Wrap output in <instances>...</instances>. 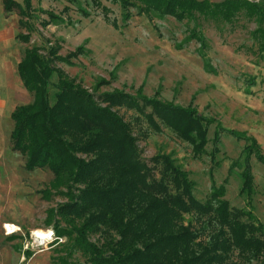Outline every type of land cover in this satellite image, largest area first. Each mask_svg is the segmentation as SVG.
<instances>
[{
	"label": "rangeland",
	"instance_id": "rangeland-1",
	"mask_svg": "<svg viewBox=\"0 0 264 264\" xmlns=\"http://www.w3.org/2000/svg\"><path fill=\"white\" fill-rule=\"evenodd\" d=\"M16 1L24 6L22 0ZM31 5L32 10L21 19L17 11L6 15L0 0V264H90L66 236L55 235L47 246L36 247L31 241L33 230L52 229L58 217L49 210L68 200L61 188V192L43 193L51 172L27 171L23 155L11 148L10 114L17 105L32 100L17 74V65L24 50L33 46L47 54L49 46L57 43L62 57L82 47L81 55L70 59L69 65L58 62L55 66L90 92L123 91L137 96L142 86L146 96L158 92L162 101L193 106L198 114L214 119L206 126L201 142L198 127H194L189 140L156 113L149 121L146 114L152 112L150 108L144 112L123 106L112 109L131 124L137 137L134 155L141 164L154 167L153 157L170 155L193 183L195 199L204 202L213 188L223 186V198L231 207L250 210L264 226V164L254 155L249 159L252 193L250 197L240 193L245 159L242 150L247 142L244 137L255 138L264 156V49L253 36L257 28L254 21L240 17L232 23L202 19L197 23L179 22L172 17L138 16L137 9L131 8L130 19L125 22L122 8L104 0L99 5L91 0H31ZM48 14L57 19H50ZM42 22L49 24L44 26ZM195 26L206 39L207 49L202 51L208 67L199 56V44L194 40L184 42ZM27 33V44L15 39L17 34ZM179 44L181 49H177ZM102 79L108 82L95 91ZM56 80L53 74L51 94ZM201 126L203 131L205 123ZM227 130L241 132L244 137L237 139ZM156 167L158 177L159 165ZM11 224L14 232L6 234L4 225ZM61 225L70 230L69 225ZM88 238L95 243L104 241L101 232Z\"/></svg>",
	"mask_w": 264,
	"mask_h": 264
},
{
	"label": "trees",
	"instance_id": "trees-1",
	"mask_svg": "<svg viewBox=\"0 0 264 264\" xmlns=\"http://www.w3.org/2000/svg\"><path fill=\"white\" fill-rule=\"evenodd\" d=\"M104 1L121 7L125 22L130 19L131 8L137 9L138 16L172 17L179 22L197 23L202 19L232 23L243 17L257 24L253 36L264 49V0ZM1 3L6 15L17 11L21 19L32 10L31 0H22L24 6L14 0ZM48 17L57 19L52 14ZM18 23L24 25L21 20ZM15 39L27 44L30 33L17 34ZM191 40L199 44V56L208 67L202 51L207 49L206 39L196 26L184 42ZM81 50L78 47L62 57L57 43L49 46L47 54L39 46L25 49L17 74L32 100L17 105L10 114L11 148L23 155L24 168L49 170L52 178L42 192H61V188L68 197L56 210H49L58 217L52 226L55 235L70 238L90 264H264V226L254 214L246 208L231 207L223 198V186L213 188L204 202L195 199L193 183L168 154L153 157L154 167L141 164L134 155L137 137L131 124L112 109L123 106L142 112L150 108L152 112L146 114L149 121L156 113L189 140L194 127H198L201 142L205 140L206 126L214 119L198 114L193 106L162 101L158 92L153 97L146 96L142 86L137 96L123 91H88L55 66L58 62L69 65ZM53 74L57 80L51 94ZM107 82L100 80L95 91ZM218 129L223 131L220 126ZM227 131L237 139L244 137L241 132ZM244 139L247 142L242 150L245 159L240 193L250 197L253 175L249 159L254 155L264 164V156L255 138ZM157 164L158 177L154 172ZM186 215L191 218L186 219ZM96 232L103 237L100 244L88 238Z\"/></svg>",
	"mask_w": 264,
	"mask_h": 264
},
{
	"label": "built area",
	"instance_id": "built-area-1",
	"mask_svg": "<svg viewBox=\"0 0 264 264\" xmlns=\"http://www.w3.org/2000/svg\"><path fill=\"white\" fill-rule=\"evenodd\" d=\"M6 224H9V223H6ZM4 228H5L6 234H10L14 232V229H8L7 225H4ZM34 232H39V233H34ZM30 236H31V241L33 242V245H35L36 247L47 246L54 240V238H56L53 229L33 230Z\"/></svg>",
	"mask_w": 264,
	"mask_h": 264
},
{
	"label": "bare ground",
	"instance_id": "bare-ground-1",
	"mask_svg": "<svg viewBox=\"0 0 264 264\" xmlns=\"http://www.w3.org/2000/svg\"><path fill=\"white\" fill-rule=\"evenodd\" d=\"M11 227H13V226H11V225H10V226H8V229H10ZM34 233H35V232H34ZM38 233H39V232H38Z\"/></svg>",
	"mask_w": 264,
	"mask_h": 264
},
{
	"label": "crops",
	"instance_id": "crops-1",
	"mask_svg": "<svg viewBox=\"0 0 264 264\" xmlns=\"http://www.w3.org/2000/svg\"><path fill=\"white\" fill-rule=\"evenodd\" d=\"M14 1L20 4V2H18V1H16V0H14ZM13 35H14V34H13Z\"/></svg>",
	"mask_w": 264,
	"mask_h": 264
}]
</instances>
